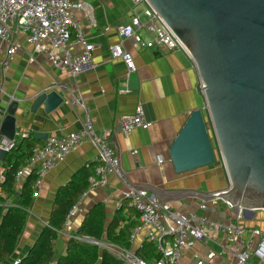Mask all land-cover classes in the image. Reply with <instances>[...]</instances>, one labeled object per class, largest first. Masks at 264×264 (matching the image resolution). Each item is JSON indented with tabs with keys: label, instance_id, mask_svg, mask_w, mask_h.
<instances>
[{
	"label": "crops",
	"instance_id": "crops-1",
	"mask_svg": "<svg viewBox=\"0 0 264 264\" xmlns=\"http://www.w3.org/2000/svg\"><path fill=\"white\" fill-rule=\"evenodd\" d=\"M73 1L85 2L91 7V17L77 8L71 11L88 42L93 45L91 63L73 76L67 69H59L42 55L34 53L32 46L17 33L15 40L19 49L9 69L0 73V125L14 102L15 132L28 134L27 137L17 138V145L23 146L32 137L35 147L42 145L50 135L61 136L78 130L86 114L95 132L106 133L125 178L119 180L108 174L104 187L87 190V186V194L73 218L74 231L85 213L101 204L106 216L104 225L114 217L121 219L115 232L130 222L135 223L128 232V249L138 254L142 246V253H145L148 241L145 240L144 229L130 238L132 229L139 225V219L127 193L139 187L181 213L196 212L231 225L264 228L263 209L242 211L241 216L236 217L224 200L209 199V196L229 185L216 151V160L212 164L180 173L174 171L169 158L170 144L192 111L201 109L204 116L206 112L192 60L182 51L140 50L123 40L121 44L132 55L135 65V71L128 74L120 58H110L109 47L120 42L116 26L130 23L131 1ZM134 12L140 13L141 7H135ZM141 33L144 34L143 31ZM0 55H3V50H0ZM30 58L33 60L29 61ZM52 90L62 96L63 101L52 111L46 112L44 104H35V100L39 93ZM73 93L81 97L85 110L72 107L67 102L68 96ZM138 103L143 106L148 127L136 128L126 135L120 130L119 118L131 114ZM36 134L44 138H35ZM16 150L8 152L5 159L0 161V175L3 176L8 159L18 155ZM95 157L94 146L84 142L43 176L41 185L32 197L27 222L18 239L15 251L18 257L15 259L27 252L47 222L56 191L80 170L88 168L92 173ZM202 204L205 209L201 208ZM67 239L68 235L61 232L58 240L60 254L65 252ZM256 242L257 238H252V247ZM222 246L226 250L224 255L209 256L210 252H219ZM235 248V245L223 242L221 233L213 231L207 240L184 248L180 264H232ZM247 264L264 263L252 254Z\"/></svg>",
	"mask_w": 264,
	"mask_h": 264
},
{
	"label": "built area",
	"instance_id": "built-area-1",
	"mask_svg": "<svg viewBox=\"0 0 264 264\" xmlns=\"http://www.w3.org/2000/svg\"><path fill=\"white\" fill-rule=\"evenodd\" d=\"M132 15L130 23L117 25L116 30L120 42L109 47L110 58H120L127 73L135 71L132 55L124 49L121 41L127 40L137 49H154L164 51H182L188 57L184 47L164 22L162 17L152 7L148 0H130ZM135 7H141V12H134ZM77 8L91 17V7L73 0H0V73L9 69L19 49L15 40L17 33L30 44L33 52L42 55L47 62L59 69H67L71 75L82 72L91 63L93 45L88 42L84 30L72 14ZM144 32V34L141 33ZM190 58V57H189ZM30 58L29 61H32ZM67 102L72 107L85 110L79 95L71 94ZM120 130L129 134L136 128L146 129L148 122L141 103L135 106L131 114L119 118ZM211 125H209V128ZM24 131L14 132L13 137L0 135V149L10 152L16 145L17 138L27 137ZM84 142L91 143L96 150L93 174L88 177V188L91 190L106 185V176L114 175L124 180L125 174L120 167L119 160L109 145L105 132H95L91 120L86 114L80 129L64 135H50L42 145L35 146L24 165L15 172V180L22 183L26 176L34 172L36 179L33 185V196L39 188L43 176L49 169L62 161L69 152ZM3 176L0 175V180ZM85 190L76 202L68 209L64 217V232L80 242L98 245L124 263L128 264H180L182 250L197 242L208 239L213 232L222 234L225 243L236 246L232 264H247L252 254L264 263V228L231 225L221 220L208 219L204 214L196 212L181 213L173 210L167 202L158 201L146 189H131L127 197L135 209L139 225L132 229L130 238H134L141 229L145 231V240L155 245L157 257L148 263L131 249L97 240L90 236L75 235L73 218L79 208L82 198L87 194ZM205 209V205H201ZM241 216V211L238 216ZM248 237L244 240V237ZM257 238L252 247V238ZM222 246L217 253L210 252L209 256L224 255ZM19 259H15L16 263Z\"/></svg>",
	"mask_w": 264,
	"mask_h": 264
},
{
	"label": "water",
	"instance_id": "water-1",
	"mask_svg": "<svg viewBox=\"0 0 264 264\" xmlns=\"http://www.w3.org/2000/svg\"><path fill=\"white\" fill-rule=\"evenodd\" d=\"M148 2L194 63L206 108L205 116L201 109L192 111L170 144L174 171L215 162L210 129L229 185L209 199L224 200L236 216L264 210V0ZM62 101L52 90L39 93L35 104L50 112ZM14 105L0 125V135L10 139ZM6 154L0 149V161Z\"/></svg>",
	"mask_w": 264,
	"mask_h": 264
},
{
	"label": "trees",
	"instance_id": "trees-1",
	"mask_svg": "<svg viewBox=\"0 0 264 264\" xmlns=\"http://www.w3.org/2000/svg\"><path fill=\"white\" fill-rule=\"evenodd\" d=\"M27 140L23 146L16 143L17 146L12 149H17L19 153L13 159H8L0 181V264H124L121 259L100 249L98 245L80 242L72 237L67 239L64 254L58 251L60 233L65 230L64 217L86 190L88 177L93 174L88 168L74 174L63 188L56 191L47 222L27 252L13 263L18 257L15 256V251L27 222L36 179L35 173L31 172L22 183L18 184L15 180L16 170L26 163L34 148L35 140L32 137ZM105 218L104 207L101 204L93 206L85 213L74 234L112 242L128 249V232L135 223L130 222L115 232L121 219L114 217L109 224L104 225ZM145 246V253H142L141 246L137 255L150 263L157 257L156 248L151 242Z\"/></svg>",
	"mask_w": 264,
	"mask_h": 264
},
{
	"label": "rangeland",
	"instance_id": "rangeland-1",
	"mask_svg": "<svg viewBox=\"0 0 264 264\" xmlns=\"http://www.w3.org/2000/svg\"><path fill=\"white\" fill-rule=\"evenodd\" d=\"M211 128V127H210ZM209 132L211 133V136H212V140H213V145H214V147H215V151L217 152V154H218V156H219V161L221 162V164L223 165V163H222V160H221V157H220V154H219V151L217 150V146H216V142H215V138H214V135H213V133H212V131L209 129Z\"/></svg>",
	"mask_w": 264,
	"mask_h": 264
}]
</instances>
